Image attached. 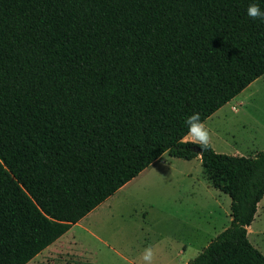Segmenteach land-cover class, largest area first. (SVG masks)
<instances>
[{
  "label": "trees",
  "instance_id": "1",
  "mask_svg": "<svg viewBox=\"0 0 264 264\" xmlns=\"http://www.w3.org/2000/svg\"><path fill=\"white\" fill-rule=\"evenodd\" d=\"M264 0H0V264H28L168 153L219 177L231 223L189 264H264V151L184 142L264 76ZM200 149L198 154L194 149Z\"/></svg>",
  "mask_w": 264,
  "mask_h": 264
},
{
  "label": "rangeland",
  "instance_id": "2",
  "mask_svg": "<svg viewBox=\"0 0 264 264\" xmlns=\"http://www.w3.org/2000/svg\"><path fill=\"white\" fill-rule=\"evenodd\" d=\"M205 126L217 153L247 157L264 151V76ZM215 184L219 177L201 161L166 153L144 177L74 225L67 236L76 241L72 249L28 264H144L149 246L153 264H189L231 223V199ZM248 239L264 255V198Z\"/></svg>",
  "mask_w": 264,
  "mask_h": 264
},
{
  "label": "clouds",
  "instance_id": "3",
  "mask_svg": "<svg viewBox=\"0 0 264 264\" xmlns=\"http://www.w3.org/2000/svg\"><path fill=\"white\" fill-rule=\"evenodd\" d=\"M247 15L252 19H260L264 21V10H261L259 4L250 3L246 9ZM185 125L188 128L187 136L191 137L194 142H198L205 149L210 143V132L201 120L199 112H193L185 118ZM185 139V138H182ZM142 259L144 264H153L154 250L151 246L143 250Z\"/></svg>",
  "mask_w": 264,
  "mask_h": 264
},
{
  "label": "crops",
  "instance_id": "4",
  "mask_svg": "<svg viewBox=\"0 0 264 264\" xmlns=\"http://www.w3.org/2000/svg\"><path fill=\"white\" fill-rule=\"evenodd\" d=\"M217 113V112H216ZM184 142H193V143H197L199 144L198 142H194L192 140L191 137H188L186 136L185 139L183 140ZM164 157V155H163ZM163 157L161 159H159L158 161L154 162L151 166H149L147 169H145L143 172L140 173V175L136 178H134L132 181H130L129 183H127L125 186H123L119 191L121 190H124L130 183H132L133 181L137 180V179H140V177H144L146 173H149V170L151 169V167L157 163V162H160ZM171 157V156H170ZM173 158H176V157H173ZM177 159H182V158H177ZM196 160L198 161H201V158L200 156L195 158ZM184 161H187L185 159H182ZM194 160V159H193ZM192 161V160H191ZM202 163V162H201ZM221 191V190H220ZM222 192V191H221ZM261 205V202L259 203L258 205V208L260 207ZM257 213H258V210H257ZM231 217V216H230ZM82 221V220H81ZM80 223V222H79ZM77 225V224H76ZM74 227V226H73ZM72 227V228H73ZM72 228L65 234L63 235L61 238H59L55 243H53L51 246H49L47 249H45L43 252H41L39 255H37L32 261H34L35 259H43L47 256H49L50 254H54L55 252H58V251H63V250H66V249H72L74 247V245H76V241L75 239L72 237V239H69L67 238V236L69 235L70 231L72 230ZM250 229V227H249ZM249 229H248V232H249ZM31 262V261H30Z\"/></svg>",
  "mask_w": 264,
  "mask_h": 264
},
{
  "label": "water",
  "instance_id": "5",
  "mask_svg": "<svg viewBox=\"0 0 264 264\" xmlns=\"http://www.w3.org/2000/svg\"><path fill=\"white\" fill-rule=\"evenodd\" d=\"M194 151H195L196 153H198V154H201V152H202L200 149H197V148L194 149Z\"/></svg>",
  "mask_w": 264,
  "mask_h": 264
}]
</instances>
